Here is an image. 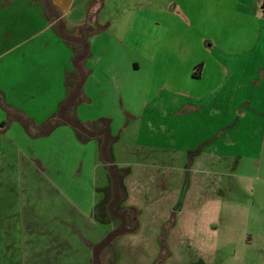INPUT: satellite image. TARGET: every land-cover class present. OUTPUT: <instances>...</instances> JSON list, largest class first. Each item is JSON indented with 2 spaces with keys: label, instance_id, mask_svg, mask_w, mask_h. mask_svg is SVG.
<instances>
[{
  "label": "rangeland",
  "instance_id": "374dc122",
  "mask_svg": "<svg viewBox=\"0 0 264 264\" xmlns=\"http://www.w3.org/2000/svg\"><path fill=\"white\" fill-rule=\"evenodd\" d=\"M76 1L62 20L67 34L72 30L67 23L70 16L87 20V13L79 16L77 4L81 0ZM97 3L94 0L92 6ZM34 10L37 28L43 10L38 3ZM147 16L155 18L152 13ZM162 23H166L164 29L173 33L187 36L193 32L192 27L167 15ZM54 28L62 29V25L57 22ZM261 48L264 49L263 43ZM128 54L126 62L137 61L140 67L134 70L131 64L133 75L128 66L124 67V88L116 93L117 107L121 109L123 105L132 116L122 111L123 115L112 122L116 140L111 166L116 173H125L121 179V206L130 230L114 239L109 248L98 251L96 263L264 264V148L262 151L258 145L264 138L251 139L247 124L237 144H219L211 157L191 164L193 154L181 147H195V143L176 137L171 129L183 134L187 125L192 127L195 123L180 121L174 128L171 121H160L154 112H149L151 108L144 99L151 63L133 52ZM258 98L262 103L255 106L257 110L247 102L236 103L238 113L244 109L264 116V81ZM93 99L91 105L78 104L82 107L79 119L108 114L113 107L105 103L108 96L94 94ZM161 123L166 130L160 128ZM71 136L69 132L46 138L45 148L49 147V154L55 153L52 161L61 165L46 168L45 181L42 176L27 179L23 175V164L31 171L22 157L28 151L26 144L19 142L17 155L13 152L14 165L19 166L15 168L18 178L13 182V198L2 199L9 185L0 182V264H94L91 245L113 229L109 219L96 223L90 216L91 209L103 198V189L109 186L107 168L97 149L90 153V148L85 147L81 155ZM250 144L252 150L248 148ZM7 159L10 161V156Z\"/></svg>",
  "mask_w": 264,
  "mask_h": 264
},
{
  "label": "crops",
  "instance_id": "0c3cea01",
  "mask_svg": "<svg viewBox=\"0 0 264 264\" xmlns=\"http://www.w3.org/2000/svg\"><path fill=\"white\" fill-rule=\"evenodd\" d=\"M93 1L81 0L77 4L81 10L79 16L87 13V20L70 16L67 21L71 35L85 24L102 27L87 34L89 50L81 64L86 76L79 105H91L95 94L108 96L105 103L113 107L108 114L82 120L78 115L82 107L77 105L74 114L80 122L88 126L98 119H108L112 134L116 116H122V111L132 116L123 105L122 110L117 107L116 93L124 88L121 83L124 67L128 66L132 75L131 64L134 70L140 67L137 61L126 62L130 57L128 52H133L151 63L145 87L148 93L144 99L151 108L149 112H154L160 121H171L174 128L180 121L195 123L192 127L187 125L183 134L173 129L169 131L176 137L188 138V143H195V147H181L184 152L193 154L191 164L200 162L202 157H211L219 144L225 147L237 144L247 124L251 139L264 138L263 113L244 109L238 113L236 106L238 102H247L250 108L257 110L255 106L262 103L258 98V89L264 81L262 0H134L132 4L130 0H98L97 5L92 6ZM76 2L0 0V182L9 185L2 199L14 196L13 182L17 181L19 166L14 165L13 152L16 156L19 142L28 149L22 156L31 168L29 171L22 165L27 179L42 176L45 181V169L61 165L52 161L55 153L49 154V147L45 148L46 138L51 135L70 132L81 155L85 147L90 148V153L97 149L99 154L94 138L80 141L66 123L44 133L45 123L56 114L70 91L68 80L74 72L72 61L77 46L65 40L60 31L65 32L62 20L68 17ZM36 3L43 10L37 28ZM115 10L120 13H113ZM148 13L155 18L148 17ZM164 15L192 27L193 32L185 36L187 33L164 29ZM57 22L62 29L55 30ZM12 38L13 43H10ZM161 41L163 45L159 47ZM198 64H201L197 70L199 76H194ZM250 73L255 75L249 76ZM246 89L249 91L244 93ZM159 126L165 129L162 123ZM258 145L263 151L264 140ZM252 147L248 146L251 150ZM70 153L76 155L75 151ZM79 161L85 162L83 157H79ZM93 210L94 207L90 211L91 218Z\"/></svg>",
  "mask_w": 264,
  "mask_h": 264
},
{
  "label": "trees",
  "instance_id": "16d2710c",
  "mask_svg": "<svg viewBox=\"0 0 264 264\" xmlns=\"http://www.w3.org/2000/svg\"><path fill=\"white\" fill-rule=\"evenodd\" d=\"M260 10L262 18H264V0L261 2ZM101 28L102 27L100 26L85 24L78 27L76 29L77 32L74 35H71L73 32L67 34L62 30L60 31L65 40L76 43L77 47L75 48L72 61L74 72L70 77L72 81L70 79L68 80V87L71 86L68 96L60 104L56 114L45 123L47 129L44 131V133H49L59 124L66 123L73 128L80 141L85 142L88 139L94 138L98 145L100 159L106 165L109 186L103 189V198L97 205H95L92 216L98 222H103L104 220L109 219L112 221L111 223L114 224V228L106 233L99 243L91 245L93 250L92 262L94 264H97L96 253H98V251L102 252L109 248L114 239L130 230V228H126V211L121 206V202L124 199L121 179L125 173H116L111 166L112 145L115 142L116 137L110 133V121L101 118L86 126L73 116L74 109L82 101L81 89L86 73L81 64L88 56L89 47L87 34L94 30H101ZM200 67L201 64H198L194 68V76H199L197 70H200ZM95 124L98 125L95 126Z\"/></svg>",
  "mask_w": 264,
  "mask_h": 264
}]
</instances>
